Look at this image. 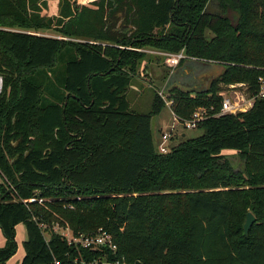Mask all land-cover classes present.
Segmentation results:
<instances>
[{"label":"trees","instance_id":"trees-1","mask_svg":"<svg viewBox=\"0 0 264 264\" xmlns=\"http://www.w3.org/2000/svg\"><path fill=\"white\" fill-rule=\"evenodd\" d=\"M143 46L224 65L205 87L168 88L178 121L206 116L166 152L151 129L163 97L137 112L126 96ZM0 73V264L18 222L19 264H264V0H0ZM234 82L253 102L218 114ZM56 223L102 227L116 251L68 242Z\"/></svg>","mask_w":264,"mask_h":264},{"label":"rangeland","instance_id":"rangeland-1","mask_svg":"<svg viewBox=\"0 0 264 264\" xmlns=\"http://www.w3.org/2000/svg\"><path fill=\"white\" fill-rule=\"evenodd\" d=\"M39 32L44 35L61 37L52 30H42ZM139 49L144 50V56L137 60L132 82L126 89L129 108L137 112L150 111L153 93L157 91L163 97L165 105L158 113L151 116V129L154 132L155 140L157 142L160 140V135L163 131L169 134V144L177 142L182 137L198 135L202 131L200 128L195 126L187 128L183 122L178 121L175 117L170 106L171 100L167 96L168 88L173 85L193 88L205 87L213 76L222 71L224 65L204 58L197 59L194 56L186 57L183 62L178 64V59L175 61L174 58L179 53L183 57L187 56L183 53V50L171 52L153 46H143ZM232 84L234 85L232 87L228 85L224 86L222 92L224 93L225 91L233 96L234 90L239 92L245 89L242 82H234ZM224 150L228 152V156L234 165L241 166L242 160L235 153V149L226 148ZM53 229L57 231L63 230L61 224L57 223L53 225ZM0 235H2L1 229ZM45 236L48 237L47 232H45ZM25 237V225L23 222H18L15 225L17 249L13 253L14 255L22 251V240ZM3 244L4 242L0 243V246ZM9 263L11 262H7L6 260L5 264Z\"/></svg>","mask_w":264,"mask_h":264},{"label":"built area","instance_id":"built-area-1","mask_svg":"<svg viewBox=\"0 0 264 264\" xmlns=\"http://www.w3.org/2000/svg\"><path fill=\"white\" fill-rule=\"evenodd\" d=\"M181 53L176 55L174 60L176 61L181 57ZM260 87L258 94L264 96V78L259 76ZM3 86V76L0 73V92ZM228 86H234L232 83L228 84ZM222 100L220 110L217 112H235L237 110L247 109L253 102V97L247 96L244 91L234 90V95L222 92ZM216 113V114H217ZM206 116V111L204 107H197L189 118H186L183 123L185 127L192 128L196 126L197 122L203 119ZM169 134L166 131H163L160 135V140L157 143V149L161 152H166L170 149V144L168 142ZM44 226V224H43ZM63 230L59 231L62 233L68 242H72L83 247H107L112 252L116 251V244L113 242L111 234L104 228L98 227L96 231L90 233H73L68 225H61ZM75 264H126L125 259L122 258H106L103 255L95 256L92 258H76L74 259ZM53 264H61L60 260L54 259Z\"/></svg>","mask_w":264,"mask_h":264},{"label":"crops","instance_id":"crops-1","mask_svg":"<svg viewBox=\"0 0 264 264\" xmlns=\"http://www.w3.org/2000/svg\"><path fill=\"white\" fill-rule=\"evenodd\" d=\"M183 61H184V60H183ZM183 61H182V62H183ZM25 238H26V237H25ZM25 238H23V240H24ZM4 240H5V238H4L3 234L0 235V243H1V244L4 242ZM23 240H22V241H23ZM23 255H24V248L22 247V251H21L20 253H16L15 255L13 254L11 257H9V258L7 259V262H11V263H9V264H19L20 261H21V259H22V257H23Z\"/></svg>","mask_w":264,"mask_h":264},{"label":"water","instance_id":"water-1","mask_svg":"<svg viewBox=\"0 0 264 264\" xmlns=\"http://www.w3.org/2000/svg\"><path fill=\"white\" fill-rule=\"evenodd\" d=\"M186 88H193V87H186ZM255 220V215L252 213L251 210H247L245 213V220L243 222V231L244 233L248 232L249 226Z\"/></svg>","mask_w":264,"mask_h":264}]
</instances>
